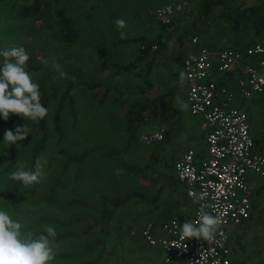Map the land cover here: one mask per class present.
<instances>
[{"label": "rangeland", "instance_id": "374dc122", "mask_svg": "<svg viewBox=\"0 0 264 264\" xmlns=\"http://www.w3.org/2000/svg\"><path fill=\"white\" fill-rule=\"evenodd\" d=\"M27 1L0 5V50L24 47L30 56L27 71L34 82L40 87L44 84L57 87L64 83L71 87V83L73 103L60 102L63 89L56 100L49 103L48 142L37 156L45 178L31 188L22 187L14 199L9 195L18 182L9 179L10 173L20 162L32 168L34 149L42 140V132L35 123L25 120L29 135L14 145L15 159L10 166L13 160L10 145L3 142L6 131L14 133L15 124L11 125L10 118L5 121L0 117V207L8 210L13 219L20 220L25 234H46L48 225L55 228L57 255L52 264H145L149 256L139 251L137 238L132 237L131 232L138 230L141 221L153 219L152 214H163L161 220L164 221L175 201L182 199L184 203L181 197L185 188L177 182L173 165L186 150L197 152L205 145L199 120L187 109L186 83L175 74L180 73L176 37L200 36V40L204 38L217 45L216 50H221L233 48L232 42L238 36L230 31L222 9L218 8L206 18L202 14V0H191L194 13L186 15L183 25H177L178 20L170 27L159 24L157 31L172 38L159 48L150 76L152 87L141 93L136 86L143 80L146 64L121 75L105 67L110 63L127 65L140 57L144 44L138 42L152 24L151 18L154 20V10L158 7L153 9L151 3L161 6L162 2L63 0L60 7L72 17L81 41L70 48L63 43L57 28L49 30L34 20L19 18L18 11ZM259 3L257 0H229L233 9ZM117 18L127 22L126 39H139L137 43L119 38ZM239 36L250 38L245 33ZM124 51L129 54L124 56ZM2 59L0 57V63ZM141 67L144 69L140 70ZM95 84L102 87L92 88ZM175 86L176 98L186 105L181 107L175 98V108L181 112L180 123L169 122V114L163 115L158 107L149 110L142 123L134 128L129 126L137 100L154 99ZM254 103L249 106L255 109V113L250 114L251 125L264 123V115H261L264 106L260 108ZM56 122L61 123L60 132L56 130ZM161 127L168 130L164 141L144 144L143 134ZM117 169L122 170L120 174ZM254 197L253 220L236 227L237 235H233L236 253L232 264H264V192ZM102 215L106 216L104 221ZM188 217V211L183 212L185 221ZM103 239L105 243L98 244ZM90 245L94 248L84 254Z\"/></svg>", "mask_w": 264, "mask_h": 264}, {"label": "built area", "instance_id": "2783aa9c", "mask_svg": "<svg viewBox=\"0 0 264 264\" xmlns=\"http://www.w3.org/2000/svg\"><path fill=\"white\" fill-rule=\"evenodd\" d=\"M188 8L189 2L182 0L158 7L154 16L159 24L170 26ZM189 45L182 66L187 106L189 114L199 120L205 149L201 154L186 150L174 171L185 188L186 199L193 205L192 216L187 221L178 215L161 224L149 221L132 231L131 236L140 237L150 248L160 249L166 264H232L236 227H243L252 216L250 177L264 178V150L257 147L245 107L254 97L264 94V37L245 51L213 50L202 45L198 37H193ZM158 50L157 45L151 47L153 53ZM230 77L235 79L233 86ZM167 133V128L161 127L143 134L141 139L146 145L161 143ZM189 192H207L204 202L217 205L213 214L218 212L222 223L212 242L179 238V226L197 219L199 203Z\"/></svg>", "mask_w": 264, "mask_h": 264}, {"label": "clouds", "instance_id": "9594fccd", "mask_svg": "<svg viewBox=\"0 0 264 264\" xmlns=\"http://www.w3.org/2000/svg\"><path fill=\"white\" fill-rule=\"evenodd\" d=\"M115 25L119 31V38L126 39L127 33L124 29L128 27L127 22L123 18H117ZM0 57L3 58L0 63V117L7 121L10 114H13L39 124L47 116L48 110L42 103L40 85L34 82L32 74L27 71L29 54L22 46H10L0 50ZM53 67L59 70L55 63ZM180 80L181 82L184 80L183 72L180 73ZM176 100L181 107L186 106L179 97ZM28 135L25 125L17 127L15 133L12 130L5 132L3 143L15 145L18 141L25 140ZM121 171L117 169V174ZM45 175L42 162L38 158L34 170L27 168L24 162L18 163L15 170L10 173L9 179L21 183L28 189L34 184L41 183ZM189 196L194 202L199 203L197 219L183 223L182 227L179 226V238L181 241L195 239L212 242L222 223L219 213L213 214L217 205L204 202L208 196L207 192H189ZM176 225L177 221L173 220V226ZM23 228L24 225L19 219H13L8 210L0 207V264H52L57 255L55 228L48 225L45 229L46 234L35 236L31 232L25 234Z\"/></svg>", "mask_w": 264, "mask_h": 264}, {"label": "trees", "instance_id": "16d2710c", "mask_svg": "<svg viewBox=\"0 0 264 264\" xmlns=\"http://www.w3.org/2000/svg\"><path fill=\"white\" fill-rule=\"evenodd\" d=\"M20 0H0V5L7 2H17ZM189 2V8L187 12L184 15H179L177 18L174 19L173 23L178 18H183L190 12H193L195 8H193V4H191V0H187ZM259 5L256 6H250L247 8H232L229 5V0H202V14L204 17L209 18L212 13L219 9L223 10L224 16H226L228 22L230 23V31L238 36L235 38V41L232 42V46L234 49H239L241 51H245L248 47L252 46L253 44L257 43L264 37V0H257ZM63 2V0H29L25 3V6L18 11V16L22 20H34L37 23L41 24L42 26L46 27L49 30H54L57 28L60 31L61 38L63 40V43L72 48L75 46L77 42H81L78 30L74 24V21L72 17L68 14L67 10L64 9V7H60V3ZM194 13V12H193ZM173 23L170 25L172 26ZM167 26V27H170ZM247 34L250 36L248 39H244L240 37V34ZM193 38V37H192ZM190 38V40L192 39ZM199 38V37H198ZM126 42L133 43L138 42V40H127ZM143 43L145 47H147L146 50H143L142 47L140 50V57L132 61L130 64L127 65H121L117 63H110L108 64L105 69L112 70L114 74L121 75L123 73H128L134 71V69H138L143 64H146V68L141 67L140 70L144 69L145 73L142 76V82L139 83L136 88L139 92L145 93L147 89H150L152 87V81L150 79V76L152 74V70L156 61V57L159 55V52L161 49H159L157 52L153 53L151 52V47L153 45H157L159 48L164 47V41L161 37V35H158V37L155 40H147L144 42V40H140L138 43ZM202 45H206L209 48L216 50L215 48H219L217 45H214L212 42L206 41L204 38H201ZM179 55L176 57V60L178 63H180V73L182 72V66H183V60H184V54L183 52H179ZM179 72L175 74H179ZM45 85V84H44ZM42 85L40 87V92L42 96V103L44 107H49V103L51 101H55L58 97V93L63 89V97L60 100V102L68 101L70 103H73V100L70 96V91H72V84L70 83L71 87H67L68 84H61L57 87H45ZM102 87V85L95 84L92 86V88L96 89ZM177 95V87L171 88L168 92L163 93L159 96H156L154 99L149 98H141L137 100V102L134 104V116L132 119H129L128 124L130 127L134 128L135 125L138 123H142L141 121L145 118V114L151 110L152 108H158L161 109L163 115L170 116L169 122H175L180 123V114L181 112L175 108L174 101ZM58 120V117H56ZM25 120L21 117H18L16 115L11 114L10 115V123L11 125L15 124V130L17 127H23ZM47 123V116L44 120L40 121L39 124H36L40 128V132H42V140L34 149V157H33V164L32 168L34 170L35 161L37 159V156L40 154L41 151L44 150L47 142H48V129L46 126ZM11 125H9V129L11 128ZM60 122H56L55 127L57 132H60ZM14 130V133H15ZM168 134V133H167ZM167 136V135H166ZM204 138V137H203ZM256 144H258V140L255 139ZM205 149V147H204ZM197 152L200 154L203 152V149L199 147L197 149ZM15 154V146L10 145V155L13 158ZM14 159L12 160V163L10 166L13 165ZM175 168V164L173 165V170ZM173 182H175L174 179H172ZM23 185L21 183H17L13 189V191L10 193L9 198H15V196L18 194V192L21 190ZM54 187L51 188V191ZM51 199L50 201H52ZM255 199L254 202H252V206L255 209ZM120 204V203H119ZM118 204V205H119ZM117 205V206H118ZM253 212L252 211V220H253ZM183 215V213H182ZM106 216L102 215L103 221ZM251 220V219H250ZM251 220V221H252ZM105 243V239L102 241H99L98 244ZM240 243V241H239ZM103 246V245H101ZM104 247V246H103ZM93 246H89L84 254H89L91 252V249H93ZM79 256V255H76ZM69 258V257H68Z\"/></svg>", "mask_w": 264, "mask_h": 264}, {"label": "crops", "instance_id": "0c3cea01", "mask_svg": "<svg viewBox=\"0 0 264 264\" xmlns=\"http://www.w3.org/2000/svg\"><path fill=\"white\" fill-rule=\"evenodd\" d=\"M179 1H182V0H177L176 2H172L171 4L177 3ZM159 2H162L161 4L165 5V3L167 4L169 2V0H159ZM168 4H170V3H168ZM155 6L160 7L159 4L157 5V4H154V3L152 4L151 3V7L153 9H154ZM158 7H156L155 10ZM155 10H154V13H155ZM185 17L176 19L175 21L178 20L177 25H179V24L183 25V23L185 22V20H184ZM151 20H152V24L147 26L148 30H147L146 34L143 36L145 41H147V40H152L153 41V40H155L158 37V35H161L163 41L166 42V43H169L170 39L172 38L171 35L165 36L164 32L160 33V32L157 31V29L159 27V23L157 22L155 16H154V20L152 18H151ZM148 31H151V32L148 33ZM185 35L182 34V35L176 37L177 38L176 41L179 44V51L180 52H184L183 53L184 57L186 56V54L189 51V46L190 45H189L188 39L191 38V37L185 38ZM143 37H142V40H144ZM192 37H198V36H192ZM126 40H128V39H126ZM137 40H139V39H137ZM200 42H201V40H200ZM113 43H115V42H113ZM230 49H234V48H230ZM125 53L123 54L124 56L129 54V53L128 54L127 53L125 54ZM234 84H235V79L233 77H230V86H233ZM184 86H185V83H184ZM185 99L187 101V94H185ZM253 101L255 102L254 105H257L260 108L263 107L264 106V94L263 95H257L256 97H254L253 100H251L249 103H247L245 105L247 111L249 112V115L251 113H253V112L255 113V111H254L255 109L252 108V107H249L250 104ZM242 106H244V103H243ZM261 115H264V112H261ZM259 123H260V121H259ZM259 123L258 124L255 123V125L252 124V135H253L254 139L258 140V144H257L258 149L259 150H264V125H263L264 123H260V124ZM204 147H205V145H204ZM197 153H199V152H197ZM174 174H175V171H174ZM175 178H176V176H175ZM176 180H177V178H176ZM250 180H251V185H252V202H254V199L256 200L254 195L257 197V195H260L261 193L264 192V178L259 177V176H256V177L252 176V177H250ZM177 182H178V180H177ZM181 198H184V203H183L182 199L180 201L178 200L177 202L175 201V203L173 204L171 209H169V211L165 215V217L166 216L167 217L165 218L164 221H166L167 219H169L173 215H178L179 217L182 218V213L186 212V211H188V213H189V217H188L187 220H190V218L192 216L193 205H192V203L190 201H188L186 199V192L185 191H183V196ZM255 209H256V206H255ZM255 209H253V211H255ZM152 217H153V219L151 218L148 221H145V222L141 221L142 225L138 227V230L141 229L149 221H152V222H154L156 224H161V223L164 222V221H162L163 219L161 220V218L164 217L163 214L161 216L152 214ZM251 220H252V218H251ZM251 220H249L244 225H247L249 222H251ZM135 238H137V243H138L137 246H138L139 251L142 252V253H145V255L149 256V260H146L145 264H166L165 261H164V254H163V252L160 249L150 248L143 242V240L140 237H135ZM133 244L136 245V242L134 241ZM174 264H178V263H174Z\"/></svg>", "mask_w": 264, "mask_h": 264}]
</instances>
